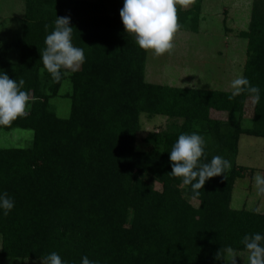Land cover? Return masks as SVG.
Listing matches in <instances>:
<instances>
[{
    "label": "trees",
    "instance_id": "16d2710c",
    "mask_svg": "<svg viewBox=\"0 0 264 264\" xmlns=\"http://www.w3.org/2000/svg\"><path fill=\"white\" fill-rule=\"evenodd\" d=\"M13 1L24 10L21 35L0 48V70L24 81L31 107L0 131L30 130L33 140L28 148L0 149V192L15 200L0 214V256L43 261L55 251L69 264L83 256L100 264H226L228 247L248 254L241 240L264 233V212L230 203L247 170L236 164L240 136L264 139V0H252L248 27L239 32L242 75L260 88L258 104L247 92L230 99L232 92L146 82L147 51L124 29L123 0ZM202 1L175 0L178 31H197ZM56 16L70 17L73 44L85 52L79 69H62L69 75L58 82L41 74L40 60ZM64 81L70 110L60 118L50 100ZM141 114L169 123L150 132L148 149L139 151ZM193 132L206 141L202 162L221 155L232 164L195 199L172 176L169 153L180 134Z\"/></svg>",
    "mask_w": 264,
    "mask_h": 264
},
{
    "label": "rangeland",
    "instance_id": "374dc122",
    "mask_svg": "<svg viewBox=\"0 0 264 264\" xmlns=\"http://www.w3.org/2000/svg\"><path fill=\"white\" fill-rule=\"evenodd\" d=\"M251 6L252 0H203L196 32L188 28L178 31L171 53L156 56L152 51H147L145 81L171 87L232 92L231 81L242 74L246 59V41L239 37V32L248 27ZM23 17L20 2L0 0L1 49L18 41ZM68 92L70 83L64 81L59 96L50 100L51 107L60 118L69 115L70 101L64 97ZM245 110V118H251V104ZM221 116L222 120L226 117ZM168 123L166 117L141 114L136 149L147 150L148 146L144 143L147 135L165 129ZM249 124L248 120L243 123L244 126ZM32 140L33 132L30 130L0 131V149L28 148ZM236 164L247 170L235 181L230 207L234 210L264 212V195L257 194L253 179L257 173L264 175V139L240 136ZM237 255L236 264H245L244 259L248 254L237 252ZM228 259L230 257L227 255L226 264ZM0 264H43V261L0 256Z\"/></svg>",
    "mask_w": 264,
    "mask_h": 264
},
{
    "label": "clouds",
    "instance_id": "9594fccd",
    "mask_svg": "<svg viewBox=\"0 0 264 264\" xmlns=\"http://www.w3.org/2000/svg\"><path fill=\"white\" fill-rule=\"evenodd\" d=\"M120 17L127 33L135 37L138 47L145 51H152L161 56L171 53L174 48V37L181 25L178 23L175 0H123ZM45 25V31H48ZM73 27L70 17H58L55 26L45 37V45L41 54L43 68L51 74L54 81H60L68 71L75 72L85 61V52L81 47L73 44ZM24 81L17 82L0 70V125H9L12 121L24 116L31 107L29 92L22 90ZM233 89L230 99L247 92L253 103L261 99L260 88L250 83L247 77L238 74L231 81ZM206 141L197 132L180 134L172 146L170 153L171 174L181 178L183 185L190 186L193 198L200 195L207 180L224 175L232 167L231 161L221 155L213 156L210 162H202L205 155ZM258 195H264V175L257 173L253 177ZM15 207V200L7 193L0 192V214L7 216ZM241 243L248 255L245 264H264V233L244 235ZM228 264H236L237 252L228 247L226 249ZM43 264H69L59 253L53 251L43 258ZM81 264H100L98 260H90L88 256L81 258Z\"/></svg>",
    "mask_w": 264,
    "mask_h": 264
}]
</instances>
